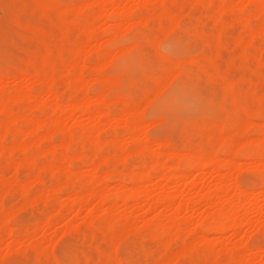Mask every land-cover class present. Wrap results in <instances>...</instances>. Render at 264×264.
<instances>
[{"label": "rangeland", "instance_id": "374dc122", "mask_svg": "<svg viewBox=\"0 0 264 264\" xmlns=\"http://www.w3.org/2000/svg\"><path fill=\"white\" fill-rule=\"evenodd\" d=\"M56 1L57 9L46 11L38 8L36 0H0V102L30 88L38 95L36 103L34 98H25L9 104L11 111L0 113V264H264V150L260 151L264 149V29L248 36L264 22L263 11L256 6L261 2L120 0L123 10L112 14L110 6L99 5L98 0ZM81 5L80 16L88 21L90 30L84 33L81 25L72 22L64 28L59 10L68 6L65 9L73 20L74 8ZM261 5L264 7V0ZM98 9H103L104 16H95ZM126 10L133 11L131 18L124 14ZM171 15H175V23ZM116 31L122 37L120 42L105 41L106 34ZM132 44L135 47L125 52L115 49ZM42 57L47 59L48 70L56 71L52 84L60 110L48 99L50 80L34 73L33 66ZM72 62H77L76 73H81L82 80H66V67ZM117 76L120 82L115 86L111 78ZM68 81L74 86L70 93ZM100 93L104 94L100 108L107 115L98 118L99 113L79 116L71 112L72 101L92 103ZM130 109L139 112L125 121L124 114ZM10 114L28 120L52 116L59 127L50 130L43 124L42 129L28 134L30 124L24 117L7 124ZM135 122L145 125L141 128L144 135L138 125L133 127ZM6 125L13 134L5 138L1 133ZM91 126L94 132L98 128L95 133L100 141L95 137V143L90 141L94 136ZM88 130L91 136L83 134H89ZM69 133L72 174L66 176L60 170V156ZM145 135L149 141L144 140ZM238 143L242 149L229 157L235 162L224 164L220 172L209 168L202 174L193 169L184 179H173L176 168H184L192 154L205 157L216 151L223 160L228 145ZM21 144L27 148L21 150ZM251 144L262 152L258 161L246 155ZM149 145L155 149L153 153ZM33 155V164L26 163ZM163 165L170 168L164 172ZM163 172L172 179L165 181ZM103 173L110 176L107 184L99 180ZM142 173L150 177L139 176ZM120 176L129 178L122 184ZM227 176L231 188L221 195L217 181ZM23 182L31 184L26 187L29 190L20 185ZM100 188L107 194L106 202L89 196L85 205L65 206L75 196ZM133 188L141 191L137 199L128 198ZM236 188L247 190L246 196L239 198ZM24 190V194L20 192ZM176 191H181L184 200L190 199L184 211L176 207L181 199ZM166 193L178 194L174 206L167 209L158 200ZM219 197L223 207L237 208L234 218L239 219L222 218L225 228L220 232H199L201 224L212 221L213 214L215 217ZM154 200L156 205L149 208ZM249 206L244 217L243 207ZM170 218L181 225L178 235L165 232L163 225ZM229 220L231 224L241 220V225L238 229L229 226ZM153 221L158 225L155 234H151Z\"/></svg>", "mask_w": 264, "mask_h": 264}, {"label": "bare ground", "instance_id": "6f19581e", "mask_svg": "<svg viewBox=\"0 0 264 264\" xmlns=\"http://www.w3.org/2000/svg\"><path fill=\"white\" fill-rule=\"evenodd\" d=\"M37 1V6H38V8L39 9H41V10H46V9H51L50 11H52V10H54V9H52V8H55V9H57V7H58V2L56 1V0H36ZM92 0H90V2H91ZM95 1V0H94ZM142 1V0H141ZM239 1V0H238ZM240 1H242V0H240ZM259 2H261L262 3V0L260 1V0H258ZM89 2V3H90ZM93 2V1H92ZM97 2H99V5H101L102 4V6H104V5H109L110 6V8H111V13L112 14H117V13H119L120 14V9L121 10H123L122 8H120L119 9V6H120V0H98ZM143 2H145V0H143ZM258 2V3H259ZM238 3V2H237ZM261 3H259L260 4V6H259V4L258 5H256V6H258L259 8H260V10L261 11H263V14H264V7L261 5ZM60 4V3H59ZM143 4V3H142ZM146 4V3H145ZM90 5H93V4H91L90 3ZM239 5V4H238ZM101 6V7H102ZM67 7V9H68V6H65L63 9L64 10H62L61 8V10L62 11H60L59 10V13L61 14V16H62V18H63V24L65 25L64 26V28L66 27V29L68 28V26L71 24V22L74 24H78V25H81V27H80V29H81V31L82 32H84V33H86L87 31H89L90 30V26H89V24H88V21L87 20H83L84 18H82L83 17V14L81 13V8H83L82 7V5L81 6H78V7H76V8H74V10H75V17H73V20H72V18L69 20V10H67V9H65ZM121 7V6H120ZM135 7V6H134ZM225 7V6H224ZM249 7H251V6H249ZM248 7V8H249ZM99 8H100V6H99ZM103 8V7H102ZM59 9V8H58ZM221 9H223V8H221ZM255 8H253V10H254ZM99 11L97 12V13H95V16H98V17H101V16H104L103 15V13H102V11H103V9H98ZM102 10V11H101ZM128 10V9H127ZM124 11V12H126V13H124V14H126V15H128V18L131 16V14H132V12L133 11ZM257 10H259V9H255L254 11H257ZM47 11V10H46ZM55 11V10H54ZM73 11V10H72ZM257 12H259L258 14H261L260 13V11H257ZM82 14V17L80 16ZM262 14V15H263ZM125 15V16H126ZM113 16V15H112ZM149 16V15H148ZM111 17V16H110ZM168 17V16H167ZM131 18V17H130ZM170 18H171V20H173L174 21V23L176 22V17H175V15H171L170 16ZM144 19H145V17H144ZM143 19V20H144ZM148 20V19H147ZM178 20V19H177ZM182 21V20H181ZM126 22V21H125ZM131 21H130V19L128 20V25H129V27H131V23H130ZM133 22H134V20H133ZM143 22V21H142ZM108 23V22H107ZM147 24V23H146ZM114 25H116V24H114ZM113 25V26H114ZM121 25V24H120ZM126 25V24H125ZM105 26V25H104ZM118 26H119V24H118ZM112 27V26H111ZM108 28H110V25H108ZM169 29V28H168ZM264 29V22H262V24L260 25V27H259V29L257 30V31H250L249 33V35L248 36H250V37H252V36H254L253 34H255V32H259V31H261V30H263ZM118 31V30H117ZM114 32V33H112V34H106V36H107V40H105V41H107V42H109V43H111L112 45L114 44V43H117V42H120L119 40H121L122 39V37L120 36V34L118 33V32ZM264 31V30H263ZM252 35V36H251ZM256 35H257V33H256ZM89 39H91V38H89ZM93 39H96V38H93ZM242 39V38H241ZM241 39H240V41H241ZM101 40V39H100ZM237 41H238V39H237ZM101 42V41H100ZM104 42H102V44H103ZM133 43H135V42H133ZM101 44V45H102ZM129 46V45H128ZM119 47V46H116L115 47V49H116V51L118 52H125V51H127V50H131L130 48H133V47H135V44H132V45H130L129 47ZM115 49H114V51H115ZM48 51H50V50H47V52ZM107 51H109V50H107ZM110 51H112V50H110ZM114 51H112V52H114ZM117 52H115V55H117L116 53ZM50 53V52H49ZM108 53H111V52H108ZM106 54V56L108 57L109 56V54ZM103 54V53H102ZM119 54V53H118ZM51 55V54H50ZM105 55V54H104ZM111 55V54H110ZM114 54L112 55L113 57L115 56ZM43 56H45V55H43ZM112 56H111V58H112ZM77 58H81V54H77ZM110 57L108 58V63L110 62L109 60L111 59ZM99 63H97V65H98ZM46 65H47V59H46V57H42L41 58V62L39 63V65H32L33 66V68H34V73L36 74V76L37 77H39V76H41V74H42V77H44V78H47V79H49L50 80V84L48 85V88L46 89V92H47V95H48V99H51V101L50 102H52V100H53V103H54V105H55V110H60V105H59V103H58V99H59V97H58V94H57V92H56V90L53 88V84H52V79H53V76H54V73L56 72H54L53 71V68L52 67H50V69L48 70V68L46 67ZM100 65H103V64H100ZM100 65H98V67L100 66ZM53 66V65H52ZM56 67H57V65H56ZM77 67H78V65H77V62H72V63H70L67 67H66V73H67V79L66 80H73V81H75V80H82V77H81V73L79 72V73H76L77 72ZM58 68V67H57ZM55 69V68H54ZM47 70V71H46ZM26 74H27V72H25ZM55 75H57V74H55ZM191 75V74H190ZM29 76V75H28ZM24 77V76H23ZM32 77V76H31ZM57 77V76H56ZM105 77V76H104ZM103 77V78H104ZM119 78H120V76H119ZM118 78V76L117 77H114V78H111V82L113 83V85H118L119 84V82H120V79ZM64 79V78H63ZM109 79V78H108ZM44 81V80H43ZM69 84V93L70 92H72L73 91V88H74V86H73V84L72 83H69V81H68V83H67V85ZM166 85V84H165ZM67 87V88H68ZM164 88V87H163ZM162 88V89H163ZM41 90V89H40ZM59 90V89H58ZM161 90V89H160ZM159 90V91H160ZM42 92H43V90H41ZM40 91V92H41ZM104 93V92H103ZM103 93H100L98 96H96V98L93 100L94 102H92L91 103V100L90 101H88V100H86V99H79V101H76L75 100V102L73 103V101L71 102V104L69 105V107H70V109H71V112H77V113H79V116H80V114L81 115H83V114H87V113H99V116H98V118L99 117H101V116H103L104 114H106L107 115V113H105L104 111H102V109L100 108V105L102 106V102H103V100H104V94ZM43 94V93H42ZM34 95V93H33V90L30 88V89H27L25 92H23V93H21V94H16L15 96H12V97H10L9 98V100H7V101H3V102H0V113H5V112H7V111H11V110H9L10 108V105L9 104H11V103H15V101H21V100H27V99H25V98H34L33 100H35L34 101V103H36V100H37V98H38V95H34V96H37L36 97V99H35V97L33 96ZM42 99V98H41ZM30 100V99H29ZM22 102V101H21ZM18 103V102H17ZM53 103H52V105H53ZM248 103V102H247ZM19 104V103H18ZM22 104V103H21ZM31 104V103H30ZM41 104V103H40ZM107 104V103H106ZM34 105V104H33ZM12 106V105H11ZM38 106V105H37ZM23 107H25V106H23ZM22 107V108H23ZM135 107H138V106H136L135 105ZM20 108V107H19ZM68 108V107H67ZM25 109V108H24ZM142 109V108H141ZM13 110V109H12ZM18 110H20V109H18ZM110 112V111H109ZM126 112V111H125ZM137 112H139V110L137 111ZM136 109L135 110H129L128 112H126V114H124L125 116L123 117L124 119H125V121H128V119L130 120V118H129V116L131 115V117H132V115H135L136 113ZM20 113V112H19ZM18 113V114H19ZM122 113V112H121ZM18 114H16V115H18ZM25 114V113H24ZM11 116H10V120L8 119V122H7V124L9 123V124H12V123H14V122H16V121H18V120H22L23 118L22 117H24V119L23 120H27V122L30 124L29 126V129H28V131H27V133L28 134H34V133H36L37 131H38V128L41 126V129H42V125L43 124H45V125H47L48 126V129H50V130H53L54 128V130H56L57 128V126L59 127V121L56 119V118H54V117H52L51 116V118L50 117H46L47 119H43V120H40V119H36V120H28V118L26 119V117L27 116H16V115H12V114H10ZM105 115V116H106ZM127 115V116H126ZM139 115V114H138ZM257 115V114H256ZM43 116V115H42ZM94 117V116H93ZM126 117H128V118H126ZM21 118V119H20ZM84 118H86V117H84ZM114 118H115V115H114ZM30 119V118H29ZM80 119V118H79ZM83 119V118H82ZM117 119V118H116ZM119 119V118H118ZM78 121H80V120H78ZM84 121V120H83ZM22 122H24V121H22ZM26 122V121H25ZM75 122V121H74ZM105 122V121H104ZM248 122V121H247ZM83 123V122H82ZM103 123V122H102ZM110 123V122H109ZM112 123V122H111ZM116 123V122H115ZM135 123H137V124H135ZM134 124H133V127L135 128L137 125H138V127L137 128H140V131L139 132H141V128H143L145 125L144 124H142V122H135ZM249 123V122H248ZM1 124V123H0ZM58 124V125H57ZM75 124V123H74ZM105 124V123H104ZM57 125V126H56ZM126 125V124H125ZM144 125V126H143ZM247 125H249V124H247ZM44 126V125H43ZM56 126V127H55ZM113 126V125H112ZM115 126H117V125H115ZM2 127V126H1ZM46 127V126H45ZM92 127V126H91ZM131 127H132V125H131ZM130 126H129V128H131ZM132 127V129H134ZM244 127H247L245 124H244ZM3 128V127H2ZM94 126L92 127V132H94ZM145 128V127H144ZM91 129V128H90ZM89 129V130H90ZM243 129H245V128H243ZM49 130V131H50ZM87 130V129H86ZM89 130H88V133H89ZM237 130V129H236ZM46 131V130H45ZM90 131V132H91ZM133 131V130H132ZM138 131V130H137ZM3 134L1 133V135H3V137H4V135H5V138H6V134H8V133H12V131H11V127L10 126H8V125H6V127H5V129L3 130ZM50 132H52V131H50ZM58 132V131H57ZM95 132H98V128H97V131H95ZM91 133V135L93 136L92 138L93 139H91L90 141H95L98 137L96 136V135H98L97 133ZM138 132V133H139ZM87 133V132H86ZM86 133H83V134H85V135H89V136H91L90 135V133L89 134H86ZM99 133V132H98ZM137 133V132H136ZM135 133V134H136ZM143 133V130H142V132L140 133V134H142ZM13 134V133H12ZM27 134V135H28ZM70 134V133H69ZM132 134V133H131ZM145 133H143L142 135H144ZM49 135H50V133H49ZM48 135V136H49ZM46 136V135H45ZM80 136H84V135H81L80 134ZM100 136V135H99ZM132 136V138H133V140L135 139L136 141H139V140H137V137H135V135H131ZM146 136V135H145ZM145 136H143V138H144V140H147L148 138H147V136L145 137ZM29 137V136H28ZM27 137V138H28ZM37 136H35V138H36ZM68 137V136H67ZM86 136H84V138H85ZM94 137H95V140H94ZM33 138H34V136H33ZM40 138H42V137H40ZM79 138V137H78ZM83 138V137H82ZM83 138V139H84ZM86 138H89V137H86ZM85 138V139H86ZM142 138V139H143ZM145 138H147V139H145ZM2 139V138H1ZM38 139V138H37ZM37 139H36V141H37ZM131 139V138H130ZM141 139V140H142ZM204 139V138H203ZM222 139V138H221ZM71 134H70V136H69V140L67 141V140H65V144H64V146H63V148L62 149H65V151H64V153H63V155H61L60 157H62L63 156V165H62V167H61V171H64L65 172V175L67 176V174L66 173H68V175H70V174H72V173H70L69 172V151H71V150H68L69 149V147H71L70 146V144H71ZM89 140V139H88ZM97 140H101V138L100 139H97ZM96 140V141H97ZM105 140V139H104ZM151 140V139H150ZM40 140L38 139V142H39ZM106 141V140H105ZM136 141H134V142H136ZM148 141H149V139H148ZM220 141H222L223 142V140H220ZM218 142L219 144H222L221 142ZM262 141L264 142V140L262 139ZM133 142V141H132ZM144 142V141H143ZM247 142V141H246ZM250 142V141H249ZM261 142V141H260ZM37 143V142H36ZM95 143V142H94ZM131 143V142H130ZM151 143V142H150ZM149 143V144H150ZM153 144H151L152 146H155V142L153 141L152 142ZM236 143V142H235ZM251 143V142H250ZM256 143V142H255ZM239 144V143H238ZM242 144H243V142H242ZM248 144V143H247ZM246 144V145H247ZM262 144V143H261ZM151 145H149V150H151V152L153 153V150H155V149H152V146ZM157 145V144H156ZM251 145H253V144H251ZM250 145V146H251ZM255 145V144H254ZM254 145H253V147L251 146H248L249 148H248V150H246V151H249V152H247L246 153V155L248 154V155H250V157L253 159V161H258L257 159H258V157H259V154L261 155V153L262 152H260V151H262V150H264V149H259L258 150V147H254ZM21 146V148H22V144L20 145ZM24 146V145H23ZM26 146V145H25ZM84 146V145H83ZM113 146V145H112ZM160 146V145H159ZM220 146V145H219ZM229 146H231V147H233V148H231L230 147V151H228L227 149H228V147ZM243 145H241V143L239 144V145H228V147L226 148V150H225V152L227 153V156L225 157V159H219V157H218V155L213 151H211V153L210 154H207V156H203L202 154H197V152H196V154H192L190 157H189V161L187 160V162L185 163V164H187L184 168L182 167V169H179V168H176L177 170H176V172L173 174V179H175L176 181L177 180H182V178L184 179V177H187L188 175H189V172L191 171V170H197V171H199V173H202V174H204V173H207L208 171H209V168L210 169H212V171H219L221 168L220 167H223V165L224 164H229V163H233V162H235V161H231V159L229 158L231 155H236L237 154V152H238V150H239V148H241ZM256 146H259V144L257 145V143H256ZM263 146V145H262ZM110 147V146H109ZM223 147V146H222ZM25 148H27V147H25ZM24 147L21 149V150H23V149H25ZM155 148V147H154ZM159 148V147H158ZM245 148V147H244ZM252 148V149H251ZM262 148V147H261ZM264 148V147H263ZM18 149H20L19 147H18ZM71 149V148H70ZM76 149V148H75ZM98 149V148H97ZM117 149V148H116ZM203 149V148H202ZM223 149V148H222ZM242 149V148H241ZM113 150V149H112ZM41 151V150H40ZM130 151V150H129ZM203 151V150H202ZM228 151V152H227ZM240 151V150H239ZM245 151V152H246ZM51 152V151H50ZM95 153H96V150L94 151ZM52 153V152H51ZM220 153V152H219ZM226 153H224V154H226ZM243 153V152H242ZM98 153H96V155H97ZM128 154V153H127ZM132 154V153H131ZM245 154V153H244ZM38 155V154H37ZM136 155V154H135ZM152 155H154V154H152ZM245 155V156H246ZM247 155V156H248ZM34 156V157H33ZM33 156H31L30 158H27L25 161H26V163H29V164H33V162H34V158H35V155H33ZM148 156V155H147ZM183 156V155H182ZM262 156V155H261ZM104 158L106 157V156H103ZM155 157V156H154ZM78 158V157H77ZM107 159H108V156L106 157ZM149 158V157H148ZM250 158V159H251ZM58 159V158H57ZM56 159V160H57ZM103 159V158H102ZM107 159H105V160H107ZM147 159V158H146ZM59 160V159H58ZM57 160V161H58ZM71 160V159H70ZM105 160H102V161H104L105 162ZM145 160V159H144ZM148 160V159H147ZM60 161V160H59ZM58 161V162H59ZM101 162V161H100ZM145 163V162H144ZM253 163V162H252ZM260 163V162H259ZM50 164V163H49ZM49 164H48V166H49ZM70 164H72L71 162H70ZM155 164V163H154ZM35 165V164H34ZM33 165V166H34ZM50 165H54L53 163H51ZM95 165V164H94ZM150 165H152V164H150ZM156 165V164H155ZM262 165V164H261ZM229 166V168H230V165H228ZM228 166H226L225 165V168L226 167H228ZM51 168L53 167H56V165H54V166H50ZM95 167H97V165H95ZM160 167V166H159ZM163 167H164V165H163ZM163 167H160V168H163ZM175 167H177V166H175ZM174 167V168H175ZM234 167V166H233ZM165 168V169H164ZM163 169V171L165 172V170H167V169H169L170 167H167V166H165ZM235 168V167H234ZM256 168V167H255ZM63 169V170H62ZM79 169V168H78ZM233 168H231V170H232ZM250 169V168H249ZM93 170V169H92ZM225 170V169H224ZM230 170V171H231ZM237 170V169H236ZM73 171V170H72ZM78 171V170H77ZM84 171V170H83ZM82 171V172H83ZM63 172V173H64ZM105 172V171H104ZM163 172V175H161L162 177H164V180L165 181H169V179H172V178H168V176L166 177L165 175V173ZM169 172V171H168ZM220 172V171H219ZM96 173V172H95ZM101 173V172H100ZM106 173V172H105ZM105 173H103V176L102 177H100V179H99V177L98 178H96L97 180L99 179L100 181H102L103 182V184L104 183H106V181L108 180V178H110V176H112V174L113 173H110L109 175V177L107 176L108 174H105ZM211 173V172H210ZM105 174V175H104ZM143 174V175H142ZM142 174H140L139 176H142V177H145V179H147L148 177H150V175L148 176V173H147V175L146 176H144L145 175V173H142ZM222 174V173H221ZM225 174V173H224ZM223 174V175H224ZM227 174V173H226ZM91 175H92V173H91ZM90 175V177H94V175L93 176H91ZM96 176H97V174H95ZM114 175V174H113ZM130 175V174H129ZM129 175H127V176H129ZM132 175H134V174H132ZM136 175V174H135ZM134 175V176H135ZM229 175V174H228ZM233 175V174H232ZM231 175V176H232ZM124 176V175H123ZM218 176V175H217ZM221 176V175H220ZM81 177V176H80ZM222 177V176H221ZM230 177V176H229ZM228 176L227 177H225V179L226 180H221L220 182L219 181H217L219 184H217V189H218V191H219V193L222 195H224V194H226L227 192H229L228 190H230V188H231V184H230V178H229ZM115 178H117V177H115ZM125 178V179H124ZM123 179H121V176H120V178L119 179H121L120 181H121V183L123 184V181L125 180V181H127L126 179L127 178H129V177H124ZM130 178H133V176H130ZM135 178V177H134ZM137 178V177H136ZM135 178V179H136ZM44 179V178H43ZM139 179V178H138ZM137 179V180H138ZM141 179V178H140ZM139 179V180H140ZM142 179H144V178H142ZM163 179V178H162ZM40 180V179H39ZM217 180V179H216ZM33 181H34V179H33ZM92 181V180H91ZM129 181V180H128ZM15 182V181H14ZM119 182V181H118ZM145 182V181H144ZM216 182V183H217ZM18 183H20V182H18ZM24 183V182H23ZM21 183L20 185L21 186H23V188L27 191V190H29V188L31 187V186H29V185H31V184H29V182H26V183ZM99 183V182H98ZM120 183V182H119ZM120 183V184H121ZM263 183H264V181H263ZM11 184V183H10ZM16 184V183H15ZM29 184V185H28ZM107 184V183H106ZM19 185V186H20ZM66 185V184H65ZM64 185V186H65ZM119 185V184H118ZM140 185V184H139ZM7 186V185H6ZM11 186H14L13 185V183H12V185ZM16 186V185H15ZM21 186L19 187V188H21ZM27 186H29V188H27L26 189V187ZM8 187H10L9 185H8ZM54 187L56 188V186L54 185ZM133 187V186H132ZM135 187V186H134ZM54 188V189H55ZM139 188V187H138ZM13 189V188H12ZM89 188H87V190H86V193H87V191H89L88 190ZM20 190V189H19ZM22 190V189H21ZM24 190V192L23 191H20V192H22L23 194L26 192ZM52 190V189H51ZM57 189H55V191H56ZM179 190H181V189H179ZM236 192H237V196L240 198L242 195H244V196H246L245 194L247 193V190L246 191H244V190H242V189H239V188H236ZM263 190H264V185H263ZM38 191V190H37ZM118 191V190H117ZM182 191V190H181ZM180 191V192H181ZM185 191V190H184ZM40 192V191H39ZM178 191H176L175 193H177ZM180 192H178V193H180ZM141 191H139V190H137V189H131V190H129L128 191V198H130V199H137L139 196H141ZM144 193V192H143ZM147 193V192H146ZM145 193V194H146ZM152 193V192H151ZM168 194V193H166V194H163V195H161L159 198H158V200H160V201H162L163 203L162 204H164V208L165 209H167V208H171V207H173L174 206V201H175V198L177 197L176 195H178V194ZM235 193V192H234ZM28 194V193H27ZM39 194V193H38ZM83 194V193H82ZM85 194V193H84ZM148 194V193H147ZM181 194V196L179 197V195H178V199L179 198H181L180 200H179V202H177L178 204H177V209L178 210H186L187 208H188V206L190 205L189 204V200L188 199H185L184 200V196L182 197V193H180ZM184 194V193H183ZM19 195H20V193H19ZM34 195V194H33ZM51 195H52V192H51ZM118 195V194H117ZM204 195H205V193H204ZM52 196H54V195H52ZM89 196H92V197H96L97 198V200L98 201H100V203H103L104 201L106 202L107 200V194H106V192L104 191V188L102 189V188H100V189H95V190H90V193L88 192V194H85V195H83V196H81V195H77V196H75L74 198H72V201H70L71 202V204L69 203V204H66L65 206L67 207V209L71 206V207H74L73 205H75V204H77L78 206L80 205V206H82V205H85L86 203H88V197ZM188 196V195H187ZM202 196V195H201ZM210 196V195H209ZM208 195L205 197H203V198H205L206 200H207V197H209ZM27 198H28V196H26ZM57 197V196H56ZM92 197L91 198H89V199H91L92 200ZM123 197V196H122ZM146 197H148V195L146 196ZM124 198V197H123ZM143 198H144V196H143ZM183 198V199H182ZM186 198V197H185ZM201 198V197H200ZM238 199V198H237ZM242 199V198H241ZM26 200V199H25ZM30 200V199H29ZM127 200V199H126ZM157 200V199H156ZM182 200V201H181ZM193 200V199H192ZM211 200V199H210ZM28 201V200H27ZM97 201V203L98 204H100L99 202ZM149 201V200H148ZM151 202L153 201L152 199L150 200ZM209 201V200H208ZM214 201V200H213ZM226 201V200H225ZM243 201V200H242ZM28 202H30V201H28ZM125 202V201H124ZM205 202V201H204ZM210 202H212V201H209V203ZM219 203H217V201H216V203L215 202H213V203H210V204H214V206L215 205H221L222 203H221V197H219V201H218ZM159 203V202H158ZM207 203V202H206ZM221 203V204H220ZM111 204H112V201H111ZM232 204V203H231ZM77 205H75V206H77ZM110 205V204H109ZM156 205V201L154 200V202L151 204V203H149L148 204V206H149V208H152V207H154ZM223 205V204H222ZM220 206V207H218L217 206V210H216V208H215V210H214V212L213 213H216L215 214V217H214V214H213V218L211 217V220L212 221H209V222H207V223H204V224H201V227H199V223L197 224L198 225V227H199V229L198 230H200L199 232H201L202 233V231H206V232H210V231H215V232H220V231H222L223 230V228H225V226L223 225V220H221L222 218H224L225 219V221L226 220H228V219H232V221L233 220H236L235 218H238V217H235L234 218V215H235V211L237 210V208L235 209V206H233V205H229L227 208L225 207V209H224V207L223 206ZM239 204H237V206H238ZM254 205V204H253ZM0 206H1V201H0ZM213 206V207H214ZM241 206V208H242V205H240ZM251 206V205H250ZM250 206L249 207H243L244 208V217H246V215H247V213H248V211H249V208H250ZM51 207V206H50ZM61 208V207H60ZM224 210H223V209ZM240 208V207H239ZM251 209V208H250ZM239 210V209H238ZM216 211V212H215ZM237 213V212H236ZM211 215V214H210ZM228 217H230V218H228ZM172 218V217H171ZM171 218L168 220V221H166L165 223H164V228L166 229H164L163 228V226H162V228L165 230V232H169V231H171V232H175V233H173L174 235L176 234V235H178L176 232H177V230H178V228H181V225H180V227H178L179 225H178V223H179V221H174L175 219H173V220H171ZM215 218V219H214ZM226 218H228V219H226ZM239 219V218H238ZM238 219H237V221H238ZM246 218H244V220H245ZM183 220V219H182ZM5 221V220H4ZM231 221V222H232ZM236 221V223L235 222H233V224H231V222H230V220H229V226H231V225H233V226H235L236 228H237V225L238 224H240L241 225V220L239 221L240 223H238ZM249 220H245V222H248ZM154 222V221H153ZM256 222V221H255ZM184 223V222H183ZM244 223V222H243ZM259 223V222H258ZM231 224V225H230ZM226 225H227V223H226ZM240 225H239V227H240ZM243 225V224H242ZM248 225V224H247ZM257 225V224H256ZM150 226V225H149ZM249 226V225H248ZM151 234H155V232L157 231V227H158V225H157V223L155 224V222L153 223V225L151 224ZM201 228V229H200ZM241 228V227H240ZM161 229V228H160ZM159 229V230H160ZM238 229V228H237ZM12 230V229H11ZM10 230V231H11ZM150 230V229H149ZM179 230H182V229H179ZM202 230V231H201ZM233 230V229H232ZM15 232V231H14ZM10 234V233H9ZM180 234V233H179ZM172 235V234H171ZM202 235V234H201ZM202 237V236H201ZM174 238V237H173ZM198 238H200V237H198ZM205 238V237H204ZM202 239H203V237H202ZM200 241H201V239H200ZM199 241V242H200Z\"/></svg>", "mask_w": 264, "mask_h": 264}]
</instances>
